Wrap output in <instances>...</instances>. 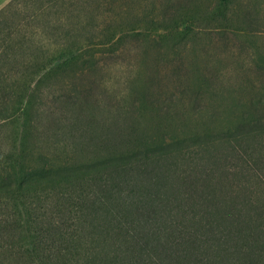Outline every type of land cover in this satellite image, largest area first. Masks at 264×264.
Instances as JSON below:
<instances>
[{"label":"trees","instance_id":"1","mask_svg":"<svg viewBox=\"0 0 264 264\" xmlns=\"http://www.w3.org/2000/svg\"><path fill=\"white\" fill-rule=\"evenodd\" d=\"M114 1L0 8V122L92 65L93 52H114L126 32ZM230 1L216 0L210 16L223 19ZM185 29L164 38L183 41ZM177 104L155 116L153 131L136 116L48 154L35 143L29 171L9 155L0 195L19 192L11 222L29 246L24 264H264V80L225 106L229 121L217 129L215 112L204 119Z\"/></svg>","mask_w":264,"mask_h":264},{"label":"rangeland","instance_id":"2","mask_svg":"<svg viewBox=\"0 0 264 264\" xmlns=\"http://www.w3.org/2000/svg\"><path fill=\"white\" fill-rule=\"evenodd\" d=\"M123 1L113 2L119 13L114 20L126 31L114 52H93L92 65L61 84L53 82L41 102L27 100L20 114L0 122L2 169L11 155L29 171L28 151L35 143L48 154L132 117L141 116L143 129L153 131L155 116L177 103L173 109L201 113L204 119L215 112L218 118L209 126L217 129L229 121L225 106L233 98L247 101L264 80V0H231L223 19L210 16L216 0ZM175 28H187L183 41L164 38ZM198 83L202 92L194 100L189 91ZM150 101L152 108L139 104ZM15 194L0 195V264H24L28 254L19 219L16 226L11 222L17 219ZM2 219L8 225H1Z\"/></svg>","mask_w":264,"mask_h":264},{"label":"crops","instance_id":"3","mask_svg":"<svg viewBox=\"0 0 264 264\" xmlns=\"http://www.w3.org/2000/svg\"><path fill=\"white\" fill-rule=\"evenodd\" d=\"M9 0H0V8L4 6Z\"/></svg>","mask_w":264,"mask_h":264}]
</instances>
